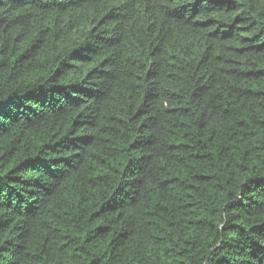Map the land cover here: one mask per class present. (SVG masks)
Here are the masks:
<instances>
[{
  "label": "trees",
  "instance_id": "trees-1",
  "mask_svg": "<svg viewBox=\"0 0 264 264\" xmlns=\"http://www.w3.org/2000/svg\"><path fill=\"white\" fill-rule=\"evenodd\" d=\"M0 264H264V0H0Z\"/></svg>",
  "mask_w": 264,
  "mask_h": 264
}]
</instances>
